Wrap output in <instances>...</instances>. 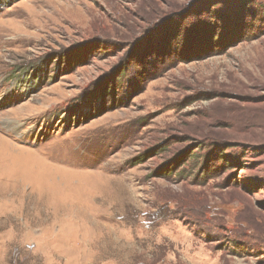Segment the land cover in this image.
I'll use <instances>...</instances> for the list:
<instances>
[{"label": "rangeland", "instance_id": "1", "mask_svg": "<svg viewBox=\"0 0 264 264\" xmlns=\"http://www.w3.org/2000/svg\"><path fill=\"white\" fill-rule=\"evenodd\" d=\"M0 264H264V0H0Z\"/></svg>", "mask_w": 264, "mask_h": 264}, {"label": "bare ground", "instance_id": "2", "mask_svg": "<svg viewBox=\"0 0 264 264\" xmlns=\"http://www.w3.org/2000/svg\"><path fill=\"white\" fill-rule=\"evenodd\" d=\"M6 125H7V127H9V128H16V123H14L13 121H10V120H7L6 121Z\"/></svg>", "mask_w": 264, "mask_h": 264}, {"label": "trees", "instance_id": "3", "mask_svg": "<svg viewBox=\"0 0 264 264\" xmlns=\"http://www.w3.org/2000/svg\"><path fill=\"white\" fill-rule=\"evenodd\" d=\"M217 29H218V28H217ZM191 159H192V161H194V160H195V157H192Z\"/></svg>", "mask_w": 264, "mask_h": 264}]
</instances>
